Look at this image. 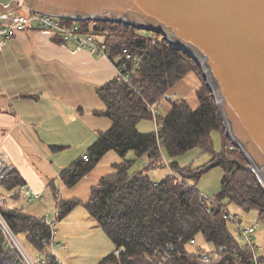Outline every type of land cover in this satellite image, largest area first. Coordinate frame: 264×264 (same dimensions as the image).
<instances>
[{
  "label": "trees",
  "instance_id": "1",
  "mask_svg": "<svg viewBox=\"0 0 264 264\" xmlns=\"http://www.w3.org/2000/svg\"><path fill=\"white\" fill-rule=\"evenodd\" d=\"M82 26L84 31L105 33L111 59L117 66L124 48L140 58V66L130 83L115 77L99 88L98 95L107 108L96 114L110 118L113 125L100 133L80 159L60 172V183L74 187L110 151L118 153L123 161L114 165V173L103 176L91 188V197L86 202L61 198L59 187L52 182L59 218L83 205L105 230L114 243V250L96 264H202L195 252L188 249V244L200 234L213 244L209 249L222 245L228 248L223 259L210 264H250V252L237 248L240 243L221 207L202 201V194L194 183L211 169L221 167V189L213 199L226 208L234 203L245 211L255 209L264 220V189L249 161L227 136L222 115L199 64L158 32L107 21L87 20ZM190 73L202 81L197 90V108L187 100L170 97L175 85ZM165 98L170 100L171 107L165 114L157 115L162 125L160 130L141 131L140 120L154 119L150 106L159 109ZM214 131L221 134L220 152L213 148ZM195 147L212 150L214 155L197 167H183L173 161ZM63 148L62 145L54 147L55 151ZM130 152L134 157H128ZM145 155L150 161L132 171ZM165 167L175 169L181 180L167 176L160 182L155 181L152 171ZM23 184V177L16 170H11L0 183L12 192ZM1 211L17 237L24 234L37 252L46 248L51 231L44 218L13 208L2 207ZM236 248L243 262L238 261ZM47 258L54 264V257ZM261 262L264 264V257ZM0 264H23L1 229Z\"/></svg>",
  "mask_w": 264,
  "mask_h": 264
},
{
  "label": "crops",
  "instance_id": "2",
  "mask_svg": "<svg viewBox=\"0 0 264 264\" xmlns=\"http://www.w3.org/2000/svg\"><path fill=\"white\" fill-rule=\"evenodd\" d=\"M24 7L23 0H0V25ZM32 26L19 31L0 50V168L11 167L24 181L13 192L6 190L5 207L46 218L58 209L52 182L61 189V198L86 202L91 188L123 161L110 151L74 187L60 183V172L113 125L110 118L96 112L107 108L98 90L117 77V66L110 58L64 42L35 22ZM57 145L64 148L55 151ZM140 161L150 159L145 155ZM161 169L152 174L156 177ZM82 193L87 198H81Z\"/></svg>",
  "mask_w": 264,
  "mask_h": 264
},
{
  "label": "water",
  "instance_id": "3",
  "mask_svg": "<svg viewBox=\"0 0 264 264\" xmlns=\"http://www.w3.org/2000/svg\"><path fill=\"white\" fill-rule=\"evenodd\" d=\"M23 1L33 11L163 34L203 69L227 136L264 182V0Z\"/></svg>",
  "mask_w": 264,
  "mask_h": 264
},
{
  "label": "rangeland",
  "instance_id": "4",
  "mask_svg": "<svg viewBox=\"0 0 264 264\" xmlns=\"http://www.w3.org/2000/svg\"><path fill=\"white\" fill-rule=\"evenodd\" d=\"M96 36L101 37L99 34H96ZM71 44L77 45L76 43ZM200 69L203 75V69L201 67ZM201 83L202 81L198 77V75L190 73L175 85L170 97L175 100H187L193 108H197L199 106L197 90ZM158 107L159 110L157 112V115L160 116L162 114H165V112L169 110V108L171 107V102L167 98L162 99ZM140 127L142 129H140ZM145 127L152 129V131L157 130L154 119L140 120L138 128L143 131L146 129ZM213 139L214 151L220 152L223 146L221 134L219 131L213 132ZM213 155L214 152L212 150H204L201 147H195L175 157L173 161L179 162L180 166L183 167L187 165L197 167L200 164L209 161ZM128 157H134V153L130 152ZM170 161H172V159H170ZM142 164L143 163H138L136 166H134L132 171L139 170ZM168 171L169 167H165L161 169V171L157 174L156 177L154 176V174L151 175L155 181L160 182L166 178V174L168 173ZM90 172L88 174H90ZM222 179L223 169L221 167H215L211 169L208 173L203 175L198 182L194 183H196V187L202 195H204L208 199H213L216 198V194L221 189ZM260 183L264 189V182L260 181ZM6 190L7 189L5 186L0 185V191L3 192L2 195H0L1 197L7 196L5 195L7 193ZM80 197L87 198L86 195L83 193L80 195ZM52 198L55 201L53 195ZM54 207L50 208V210H53ZM227 210L232 215H237L241 225L243 226L249 224L254 225L258 223L255 233L253 234L252 240L258 245H264V220L259 218V213L257 210L252 209L250 211H245L234 203H229L227 206ZM55 211H51L52 213L50 214V217L54 215ZM62 221H64V223H62ZM228 226L234 233H236V224L229 222ZM55 229L56 236L54 247L56 253L58 254L59 261H61L63 264H96L114 250V243L112 242L110 237L107 235L105 230L98 225L97 221L87 213L83 205H79L74 210V212H71L66 217H57ZM18 238L27 250L28 254L34 260H37L39 258L45 259L49 256V254H52L51 246H47L42 252H37L28 242L24 234H20ZM195 239L196 244H188V249L190 251H194L195 248H211L213 246V244L209 243L201 234L196 236ZM241 243H244V241L241 240ZM64 244L67 245L66 250L61 248V245Z\"/></svg>",
  "mask_w": 264,
  "mask_h": 264
},
{
  "label": "built area",
  "instance_id": "5",
  "mask_svg": "<svg viewBox=\"0 0 264 264\" xmlns=\"http://www.w3.org/2000/svg\"><path fill=\"white\" fill-rule=\"evenodd\" d=\"M22 12H18L14 14L10 21L5 25H0V50L3 49L7 44L8 41L19 31H24L25 29L32 28L33 23H37L38 28L50 31L56 35H58L64 42L66 43H76L79 46H82L88 49L91 53L98 55V56H105L111 59V50L108 47L106 42L105 33L100 34L101 37H97L94 32L84 31L82 22L87 20H76L67 17L58 16L52 13H44L38 12L28 9L27 7L23 8ZM123 57L120 60V64L117 66L116 62L114 64L117 66V77L120 80L130 83L131 79L136 74L137 69L140 66V58L132 55V53L127 49L124 48L122 51ZM154 120L156 123V131L158 132L161 128V123L158 121L157 112L158 108L156 106H150ZM87 156H84L86 158ZM11 167L3 166L0 168V183L5 179V177L11 172ZM170 178H178L181 180V177L177 173L175 169L169 167V174ZM14 194V193H13ZM202 201L217 204L221 207L223 215L225 219L231 223L237 225L236 229V238L239 241L238 249H247L251 254V263L250 264H262L261 258L264 257V245H258L253 242V234L255 233L256 227L258 223L254 225H241L239 218L237 215H232L229 213L226 207L221 206L218 202L214 199H208L204 195H202ZM7 201V196H2L0 198V229L3 230L10 244L14 247L18 253V260L23 264H51L48 258L45 259H37L34 260L28 254L27 250L16 236V234L12 231L10 226L8 225L7 221L4 218V215L1 211L2 207H5ZM57 217L59 218V211L58 209L54 212L52 217L44 218V222L49 226L51 235L49 241L45 242V246L52 247V254H49L50 257H54V264H63L59 261V258L56 254L55 250V236H56V229L55 223ZM241 240L244 243H241ZM191 244H196V239L191 241ZM61 248L66 250V245H61ZM237 248L234 249L236 251V257L238 261L243 262L242 255H238ZM228 248L225 245L219 246L213 249H205V248H195L194 252L197 256V259L202 264H210L214 261H219L225 257ZM119 254V251L116 252ZM161 264V263H160Z\"/></svg>",
  "mask_w": 264,
  "mask_h": 264
},
{
  "label": "bare ground",
  "instance_id": "6",
  "mask_svg": "<svg viewBox=\"0 0 264 264\" xmlns=\"http://www.w3.org/2000/svg\"><path fill=\"white\" fill-rule=\"evenodd\" d=\"M218 98H219V96H218ZM219 102H220V105L222 106V104H221V100H220V98H219ZM223 108V107H222ZM228 126H229V121H228ZM229 129H230V126H229ZM245 152H246V150H245ZM247 153V152H246ZM248 154V153H247ZM248 156H249V154H248ZM250 157V156H249ZM251 158V157H250ZM252 159V158H251ZM260 172H261V174H263L264 172L263 171H261L260 170ZM263 172V173H262Z\"/></svg>",
  "mask_w": 264,
  "mask_h": 264
}]
</instances>
